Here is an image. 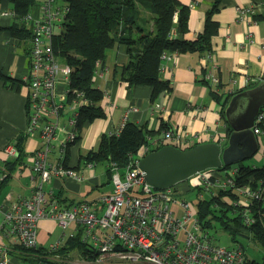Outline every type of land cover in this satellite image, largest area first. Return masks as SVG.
<instances>
[{"label":"crops","instance_id":"crops-1","mask_svg":"<svg viewBox=\"0 0 264 264\" xmlns=\"http://www.w3.org/2000/svg\"><path fill=\"white\" fill-rule=\"evenodd\" d=\"M178 1L189 6L185 38L193 39L203 29L205 12L211 0ZM56 2L61 4V0ZM8 9V4L0 3V11ZM239 9L247 11L242 13ZM41 12V0H35L29 17L38 18ZM213 19L218 22V29L211 38V49L167 54L161 62L160 77L169 82L171 89L154 98H151L150 87L129 86L121 79L122 66L128 59L126 47L116 45L107 51L104 62L93 75L94 85L103 92L100 105L105 116L82 126L79 140L69 149L67 165L62 162L79 179L52 175L43 183L45 194L57 199L63 207L78 200H84L92 207L98 206L100 197L111 191V184L106 180V184L110 185L104 186L100 175L95 174L96 167H101L106 179L102 166L89 168L80 157L97 148L102 134L120 129L127 121L143 126L152 144L162 138L164 131L172 130L181 135V147L212 141L227 145L224 140L228 132L224 115L227 103L233 95L251 89L264 80V0H220V8ZM11 23V17L0 16V225L3 212L32 195L38 177L31 169V160L34 152L42 146L38 133L25 132L26 89L21 81L28 72L30 43L11 34ZM60 80L58 77L57 85H60ZM76 110L75 106L65 104L59 113V129L50 142L49 157L53 156L50 158L52 161L61 156L63 131L75 117ZM261 129L262 132L255 134L257 151L247 158L251 163L246 165L251 167L264 166V128ZM18 136L23 137L22 145L27 156L3 180L7 175L5 162L14 160L2 152L3 148L13 146ZM208 172L220 178L232 173L230 170L204 171ZM191 180H185V186L183 181L180 187L178 183L175 184L177 192H185ZM247 202L248 198L242 195L240 203ZM60 234L54 220H40L37 246L48 247ZM13 242L6 228L2 227L0 245L13 247ZM14 263L15 259L10 257L9 264Z\"/></svg>","mask_w":264,"mask_h":264},{"label":"trees","instance_id":"trees-1","mask_svg":"<svg viewBox=\"0 0 264 264\" xmlns=\"http://www.w3.org/2000/svg\"><path fill=\"white\" fill-rule=\"evenodd\" d=\"M2 2L8 4L11 12V34L28 43L31 36L28 16L35 0H0ZM60 6L65 7V12L52 35L51 45L59 61L71 69L66 104L75 106L76 101L82 100L76 106L75 140L66 144L62 159L67 165L69 149L79 140L82 126L105 116L100 105L103 92L94 85L93 75L104 62L107 51L116 45H124L128 59L122 66L121 79L129 86L150 87L151 98H154L171 89L169 82L160 77L163 56L211 49V38L218 29V22L213 19V15L220 8V0H211L205 12L203 29L193 39L185 38L189 6L178 0H61ZM179 34L182 35L181 39L178 38ZM260 127L264 128V122ZM22 141L21 136L15 139L13 146L18 156L5 162L7 175L3 180L15 165L25 161L27 155ZM150 145L144 127L127 121L120 129L102 134L97 148L88 151L80 159L102 166L107 183H112V165L123 169L129 161L139 158L143 147H149V151L162 147ZM233 168H236V172L232 177V186H217V175L209 176L200 184H189L186 191L196 190L200 195L194 206L197 223L203 231L218 227L229 235L233 243L238 242L239 238L257 243L264 258V195L248 199L246 204H242V194L238 191L243 187L251 191L264 189V166L251 167L240 163L236 167L225 165L210 170L222 172ZM171 188L175 197H178L175 186ZM81 232L67 239L56 250L37 245L25 248L14 245L9 257L19 264H64L65 261L80 257L94 260L96 251L83 241ZM233 247L242 250L246 264H263L248 259L240 244Z\"/></svg>","mask_w":264,"mask_h":264},{"label":"built area","instance_id":"built-area-1","mask_svg":"<svg viewBox=\"0 0 264 264\" xmlns=\"http://www.w3.org/2000/svg\"><path fill=\"white\" fill-rule=\"evenodd\" d=\"M41 10L38 18L28 16L31 29L29 67L21 81L26 89L25 132L38 133L42 141L31 160V169L38 180L29 198L14 203L3 212L0 229L6 228L14 239L13 246H36L39 221L51 219L62 231L58 239L48 246L49 250L58 249L82 230L83 241L96 251L94 260L80 257V260L75 258L64 264H246L239 247L215 244L200 228L196 218L190 220L192 214L195 215L194 206L184 200L178 203L172 188L154 189L146 182L138 161L149 152L147 146L142 148L139 158L129 161L123 169L112 165V190L100 197L96 207L84 200L63 207L57 199L43 192V183L52 175L79 177L62 164L66 144L76 137L75 117L63 131L61 156L55 161L49 157L50 142L59 129V113L66 104L71 69L59 61L51 45L52 35L61 23L65 7L57 4L56 0H41ZM239 11L246 13L247 10ZM0 16L11 17V12L0 11ZM58 77L61 78L60 85H57ZM81 102L76 101L75 107ZM262 122L264 107L255 116V134L262 132ZM164 145L181 147L179 132L164 131L162 138L151 143L150 147ZM3 152L12 157L16 148L9 145ZM86 165L89 168L93 166L92 163ZM230 171L232 173L226 174L224 179L215 177L217 186L233 185L232 177L236 170ZM209 173H195L189 177L192 179L190 185L206 181L211 176ZM238 191L248 199L261 197L264 193V189L251 191L245 187ZM198 227L202 233L197 232ZM11 249L0 245V264H9Z\"/></svg>","mask_w":264,"mask_h":264},{"label":"water","instance_id":"water-1","mask_svg":"<svg viewBox=\"0 0 264 264\" xmlns=\"http://www.w3.org/2000/svg\"><path fill=\"white\" fill-rule=\"evenodd\" d=\"M181 39L182 35L179 34ZM264 107V80L231 97L224 110L228 132L222 142L197 143L185 149L164 145L149 151L138 161L146 182L154 189L171 188L197 172L232 166L252 156L258 148L254 119ZM236 170V168H233Z\"/></svg>","mask_w":264,"mask_h":264},{"label":"rangeland","instance_id":"rangeland-1","mask_svg":"<svg viewBox=\"0 0 264 264\" xmlns=\"http://www.w3.org/2000/svg\"><path fill=\"white\" fill-rule=\"evenodd\" d=\"M57 29L58 28H56L55 31ZM50 158L52 159L53 156L51 155ZM249 162L251 163V160L246 159L244 161L242 160V161L233 163L232 165H238L240 163L246 165ZM102 173H103V169L101 167H96L95 174L100 175L101 182L104 183V186L109 187V185L111 184V187H112V183L106 184L105 176H103ZM183 183H184V186H185V184L187 185L186 181H183ZM181 185H183L182 182L178 183V187H180ZM188 188H189V186H188ZM180 192H182V193H180V194L178 193L179 196L178 197L176 196L178 203L181 200H184L188 204L195 206V204H196V202L200 196L197 194L196 190H189V191H185V192H184V190H180ZM195 218H196V214L195 215L192 214L190 220H193ZM58 229L60 232L62 231L59 227H58ZM197 232L202 233L203 231L201 229H199V227H198ZM204 232H208L209 237H211L212 241L215 244H217L219 246H223V247H228V248L236 246L237 244H240L243 247L244 253L248 259H250V260L255 259L259 262H264L262 249L257 243L252 242L251 240H248L245 238H239L238 242L233 243L231 241L229 235L226 232H224L223 230L219 229L218 227H217V229L216 228L205 229ZM56 239H57V237L55 238V240ZM76 259L80 260V258H76Z\"/></svg>","mask_w":264,"mask_h":264},{"label":"bare ground","instance_id":"bare-ground-1","mask_svg":"<svg viewBox=\"0 0 264 264\" xmlns=\"http://www.w3.org/2000/svg\"><path fill=\"white\" fill-rule=\"evenodd\" d=\"M7 146H9V145H7ZM7 146H5V147L3 148V151H4V149H5ZM3 151H2V152H3ZM3 153H4V152H3ZM17 156H18V152H17V149H16V154H15L14 156H12L11 158L16 159ZM9 157H10V156H9Z\"/></svg>","mask_w":264,"mask_h":264}]
</instances>
